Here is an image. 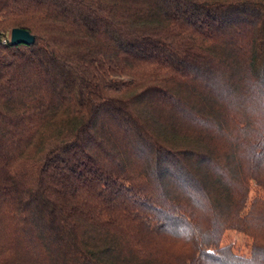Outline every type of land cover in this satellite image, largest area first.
<instances>
[{"label":"trees","instance_id":"obj_1","mask_svg":"<svg viewBox=\"0 0 264 264\" xmlns=\"http://www.w3.org/2000/svg\"><path fill=\"white\" fill-rule=\"evenodd\" d=\"M0 264H264V0H0Z\"/></svg>","mask_w":264,"mask_h":264},{"label":"water","instance_id":"obj_2","mask_svg":"<svg viewBox=\"0 0 264 264\" xmlns=\"http://www.w3.org/2000/svg\"><path fill=\"white\" fill-rule=\"evenodd\" d=\"M35 41L34 36H32L28 31L22 29H14L11 33V44H27L31 45Z\"/></svg>","mask_w":264,"mask_h":264},{"label":"rangeland","instance_id":"obj_3","mask_svg":"<svg viewBox=\"0 0 264 264\" xmlns=\"http://www.w3.org/2000/svg\"><path fill=\"white\" fill-rule=\"evenodd\" d=\"M229 235H230L229 236L230 239H234L233 241L236 243V245L242 246L244 254L248 255L250 250H249V248L245 247L246 240H245L244 236L237 233V232L230 233Z\"/></svg>","mask_w":264,"mask_h":264},{"label":"built area","instance_id":"obj_4","mask_svg":"<svg viewBox=\"0 0 264 264\" xmlns=\"http://www.w3.org/2000/svg\"><path fill=\"white\" fill-rule=\"evenodd\" d=\"M4 43H6V40H4Z\"/></svg>","mask_w":264,"mask_h":264}]
</instances>
